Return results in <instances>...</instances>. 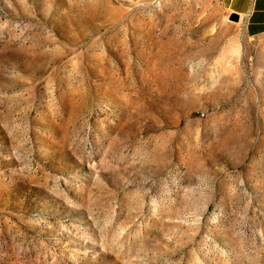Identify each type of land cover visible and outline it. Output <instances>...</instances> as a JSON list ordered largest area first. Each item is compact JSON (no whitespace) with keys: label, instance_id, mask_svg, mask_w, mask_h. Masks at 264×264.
Instances as JSON below:
<instances>
[{"label":"rangeland","instance_id":"374dc122","mask_svg":"<svg viewBox=\"0 0 264 264\" xmlns=\"http://www.w3.org/2000/svg\"><path fill=\"white\" fill-rule=\"evenodd\" d=\"M221 0H0V264H264V35Z\"/></svg>","mask_w":264,"mask_h":264},{"label":"crops","instance_id":"0c3cea01","mask_svg":"<svg viewBox=\"0 0 264 264\" xmlns=\"http://www.w3.org/2000/svg\"><path fill=\"white\" fill-rule=\"evenodd\" d=\"M228 14L236 13L247 37L264 35V0H221Z\"/></svg>","mask_w":264,"mask_h":264},{"label":"water","instance_id":"95a60500","mask_svg":"<svg viewBox=\"0 0 264 264\" xmlns=\"http://www.w3.org/2000/svg\"><path fill=\"white\" fill-rule=\"evenodd\" d=\"M229 18H230L231 20H235V21H237V20L239 19V16H238V14H236V13H231L230 16H229Z\"/></svg>","mask_w":264,"mask_h":264}]
</instances>
